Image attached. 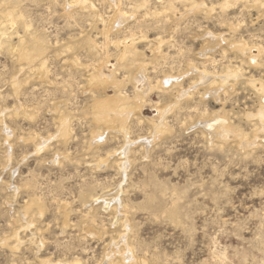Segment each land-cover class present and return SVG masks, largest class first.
Returning <instances> with one entry per match:
<instances>
[{
    "label": "rangeland",
    "instance_id": "rangeland-1",
    "mask_svg": "<svg viewBox=\"0 0 264 264\" xmlns=\"http://www.w3.org/2000/svg\"><path fill=\"white\" fill-rule=\"evenodd\" d=\"M79 1L0 0L1 10L13 7L45 38L49 79L29 81L25 66L1 45L0 264L75 257L78 264H111L104 255L122 233L123 215L140 257L123 264H264V131L256 133L244 117L257 100L244 78L264 82V0ZM168 2L174 8L167 16L154 14ZM22 34L17 27L10 42ZM131 35L138 55L116 67L115 40ZM86 36L108 57V69L116 65L126 101L121 110L139 106L126 117L125 172L117 166L124 138L92 119L98 91L111 95L114 83L91 80L96 60ZM240 42L243 53L233 46ZM204 74L216 78L205 83ZM162 108L165 126L157 130ZM58 112L70 117L65 142L55 135ZM219 121L231 131L210 140L205 122ZM96 125L106 139L92 150ZM43 140L46 146L35 151ZM102 193L115 198L108 209L94 201ZM120 199L124 212L117 214Z\"/></svg>",
    "mask_w": 264,
    "mask_h": 264
},
{
    "label": "bare ground",
    "instance_id": "bare-ground-1",
    "mask_svg": "<svg viewBox=\"0 0 264 264\" xmlns=\"http://www.w3.org/2000/svg\"><path fill=\"white\" fill-rule=\"evenodd\" d=\"M13 1H15V0H13ZM13 1L11 0V2H10L11 5H13L12 4ZM79 2L83 3L84 5L86 4L85 0H80ZM146 2H147V0H142L141 3L138 5L144 6L146 4ZM229 2H230V0H223V3H220V4H221V6H228ZM10 3L8 4V6L10 5ZM91 6L93 7L92 4H91ZM9 7H11V6H9ZM172 8H174L172 2L171 3L168 2L166 5L162 6L161 9H159V11L156 10V12L154 14H156L157 12L158 13L161 12L167 16V14H166L167 11L171 10ZM0 18H2V20H0V48H1V45H3V44L7 45L8 49H9L8 51L10 52V54L12 56H14L16 58V62L19 65V67L25 66V69L23 70V74H25V75L27 74V76H29V81L32 80V78L30 77V76H32L33 79H36L34 77H37V78L43 79L44 82H49L48 81L49 79H47V75H48L47 60L48 59H47V55L44 53L45 52V49H44L45 38L42 37L41 34H38L36 32H31L29 29L30 26L27 23V21H25L24 17L21 14L18 15L14 11L13 7L10 10L9 9H7V10H1L0 9ZM19 26L21 28H23V34L18 35L17 43L12 44L10 42L11 39L9 38V36L12 35V31L15 30ZM8 27L11 28V32L7 31ZM15 34H17V31ZM124 35H126V34H124ZM146 38H147V36H146ZM83 40L85 43L89 44V46L92 50V54H93V56H95V60H96L95 61L96 64L94 65V69H95L94 73L92 75H90L91 80H94L95 82H99V83L108 82V81H112L114 83L112 86L113 94L106 95L105 89L103 87L98 91V95L96 97L97 99L94 100L93 106H92V107L96 108L95 111L92 113V116H93L92 119L96 123L106 124L107 125L106 127L108 130L111 128L116 129V131L118 133H120L121 137L124 138L125 143L120 150V153L124 156V159L122 158L121 161L119 163H117V166L121 170V172H125V169L127 166L128 154L131 151V142L129 141V134L127 131V126H126V120H127L126 117L128 115H130L131 112L135 109H138V111H139V106L132 108V109L121 110L126 104L125 95H124V93H122L123 81L118 80V78L115 75V72L117 71L116 67L121 66V65H128L130 63V60L134 59L133 55H136V54L138 55L137 48H136V44H137L136 40L137 39H136V37H134V35H131L129 38L126 36L125 37L123 36L122 39L121 38L119 39V37H118V39L115 40V43H114L115 49H116L115 59H116L117 66L113 65L112 69H108V67H107L106 63L108 62V59H107L108 57H106V56L101 57L102 55H100L98 53V50H95L94 41L89 36H86ZM162 42H163L162 40H158L156 48L152 49V50H154V52H156L157 57L160 55V52H161L160 48L162 47V45H161ZM244 44H245L244 42H240V43H235L234 45L233 44L232 45L234 47H239V51L241 53H243L245 50L243 48H241V46ZM103 51H101V52H103ZM246 52H250L248 48L246 49ZM103 56H104V54H103ZM249 59H251V57H249ZM251 60L253 61L255 59H251ZM35 65H36V67H35ZM15 71H16V69H15ZM235 71L237 74H239L241 79L244 78V77H242L243 73L240 72V69L235 70ZM17 75H18V73H17ZM143 77L144 76H140V79L143 80ZM17 78L14 81V84L16 83L20 87L22 82L19 81ZM215 78L216 77L213 76L212 74H207V75L204 74L202 77L203 82H205V83L208 82L209 80H214ZM26 81L29 82L28 80H26ZM244 81L253 85V90H254V92L256 94V98H257L256 104L253 105L250 108V110H248L244 113V117L248 120L253 121L254 124L257 125V132L256 133H260V132L264 131V82H260L259 86H255L253 79L244 78ZM164 83L165 84L169 83V80H165ZM101 86H103V85L101 84ZM133 88H134V91H136V93H138V91L140 92V89H137L136 86H134ZM20 89L18 90L17 95L19 94V91H21ZM139 94H140V96L138 98L141 101V100H143V96L141 95V93H139ZM127 102H129V101H127ZM110 103H114V104L110 105ZM60 106H62V104ZM54 108H55V106H54ZM58 108H59V106H58ZM114 108H116V109H114ZM160 110L157 109L159 120H158V123H156V125L154 126V128H156L157 130H159L165 126V122H164L165 118L163 115L165 108H162ZM57 115H59V112ZM67 115H69V114H67ZM59 117H60V115H59ZM69 118L66 115L60 117V124H59L58 129L55 133L56 136H58L59 138H62V140L61 139L60 140L63 142H65L66 140L69 139L68 137H69V134L71 132L70 131L71 128L69 125V120H70ZM148 119H151V118L148 117ZM205 124L208 126L207 131H208V137L210 140H212L213 138H226L228 133L231 131L227 128V126L224 123H221L220 121L215 123V124H213L211 122H207V123L205 122ZM3 125L5 126L4 128H6V124H3ZM96 128L98 129V128H100V126L96 125V127L91 131V135H90L91 137H90V141L88 144L90 146V148H91V145H93L94 148H98L100 146V144L103 141H105V139H106L103 135L104 132L98 133L96 131ZM6 132H8V131H6ZM152 138H154V137H152ZM150 141H147V139H144L143 143H145L144 145H147V144H149ZM46 144H47V140H43L41 142H38L37 145L35 146V148H36L35 151L42 150V148L45 147ZM63 144H65V143H63ZM106 160L107 159L104 158V160H101L99 162L100 163L102 162L101 164L104 165L105 162H107ZM120 184L118 186V191H121ZM16 189H17V187H14V190H16ZM98 199H102V202H103L102 204L104 205V208L108 209L110 207V202L114 201L115 198L114 197L109 198L107 193H102L98 197L96 196L94 198V201H97ZM34 200L32 198L29 202H26V205L24 206L25 213H26V211L28 212V209L34 204ZM39 205H37V206H39ZM37 206L35 207V205H34L35 208H42L43 209V207H37ZM113 207H114L115 211L117 210L120 213L121 212L120 209L122 210V200L121 199L119 200V206L114 205ZM37 211H38V214H40V216H41V212L43 210L38 209ZM117 211H116V213H117ZM122 211L124 212V209ZM21 212H22V210H21ZM117 214H116V216H114L115 217L113 220L114 223L119 222ZM65 216H67V215L65 214ZM123 218L124 219L120 220V223H119V224H121V227H122V230H120L122 233H117L116 239L111 237L112 238L110 240L111 242L108 244L107 251L105 252L106 254L104 255L106 262H108V261L113 262V263L111 262V264H123L127 260H133L134 261V260H138L140 258V257L138 258L137 256H135L134 250H133L134 248L131 245V242L129 240V234L131 232V225L128 222V219L126 218V216L123 215ZM64 223H66V222L64 221ZM16 236H17V234H16ZM16 236L14 234V238ZM16 241H18V240H16ZM39 244H40V242H39ZM17 247H18V245H17ZM116 253H119V255H118L119 260L113 261L117 257ZM78 259L79 258L75 257V258H72L71 260H57V261L53 262L52 259L49 258L46 260H39L38 262H39V264H78V261H79Z\"/></svg>",
    "mask_w": 264,
    "mask_h": 264
}]
</instances>
